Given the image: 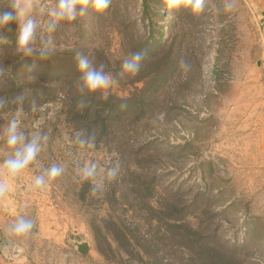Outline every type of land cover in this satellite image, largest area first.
Listing matches in <instances>:
<instances>
[{"label":"rangeland","instance_id":"rangeland-1","mask_svg":"<svg viewBox=\"0 0 264 264\" xmlns=\"http://www.w3.org/2000/svg\"><path fill=\"white\" fill-rule=\"evenodd\" d=\"M55 2L29 0L31 15L46 22L41 7ZM7 3L0 0V10ZM17 27L18 21L4 27L0 43H13L12 54L22 57L15 50ZM257 28L244 0H203L195 13L170 9L167 0H111L103 12L89 10L43 33L55 52L45 60L23 57L19 75L34 86L44 82L47 101L0 113V164L20 147L6 143L10 119H19L24 143L40 137V151L22 173H0L9 186L0 193V264H186L189 252L164 237L159 218L179 207L174 218L201 232L213 264H264V73ZM77 52L112 78L104 92L85 91L89 97L130 104L146 98L140 117L131 104L112 120L107 140L86 135L66 103L65 80H75L71 93L84 92ZM136 53L142 56L138 71L125 72L124 62ZM39 67L49 69L45 80ZM53 164L63 171L48 181ZM92 164L94 174L84 179L82 169ZM38 176L46 186H34ZM20 219L32 228L16 234ZM120 231L128 242L116 240Z\"/></svg>","mask_w":264,"mask_h":264},{"label":"clouds","instance_id":"clouds-1","mask_svg":"<svg viewBox=\"0 0 264 264\" xmlns=\"http://www.w3.org/2000/svg\"><path fill=\"white\" fill-rule=\"evenodd\" d=\"M111 0H56L51 7L42 6L41 12H46L47 21L41 23L31 15L32 5L29 0H8L6 7L0 10V29L6 27L13 21H18L16 30V52L22 57H33L45 60L51 56L56 48L51 39L45 38L43 33L54 32L60 22H74L83 17L89 10L95 13L103 12L109 7ZM167 6L170 9L183 7L191 9L192 12H199L203 7V0H167ZM37 40L39 43L37 44ZM142 59L140 53H136L130 60L123 64L125 72H135L139 69V61ZM76 71L79 74V87L82 91L94 93L104 92L112 86V78L104 73L101 68L94 67L89 59L77 52ZM22 101L23 97H17ZM5 101L0 99V107H3ZM40 137L33 136L32 140L24 143L25 136L19 131V119L13 117L10 119L7 127L6 143L9 147H16L14 155L5 159L0 164V173L6 177H15L25 170L37 157L40 147L38 144ZM83 143V141H81ZM96 165H86L82 169V176L88 179L95 172ZM63 171L62 167L53 164L46 170L47 180L51 181L58 177ZM110 176L116 175V170L109 172ZM34 186H46L45 176H38L34 179ZM8 184L0 182V193L8 191ZM32 228L30 221L20 219L14 227L16 234L26 233Z\"/></svg>","mask_w":264,"mask_h":264},{"label":"trees","instance_id":"trees-1","mask_svg":"<svg viewBox=\"0 0 264 264\" xmlns=\"http://www.w3.org/2000/svg\"><path fill=\"white\" fill-rule=\"evenodd\" d=\"M146 1L147 0H143L144 4H146ZM8 29L11 31V26ZM0 31L5 32L6 29L2 28ZM12 51H14L13 43H0V99L5 101L3 107H0V113L9 111L18 106H22L27 109V105L29 103H44L47 101L46 99L49 96L46 92L48 91V86H46V84L44 85L43 81L42 86H34L33 81L30 80L32 78L24 80L25 75H19L25 67L23 64L25 58L12 54ZM9 67H11L10 73L3 74V70L8 69ZM38 70L40 71L38 73L40 78L45 80L46 75L49 73V69L43 71L42 68L39 67ZM17 77L21 78V80L16 81ZM74 81L75 80L72 78L71 81L68 79L64 82V84L67 85L66 103L72 113L73 119H77V122L83 126L86 135H93L96 140H107V137L112 131V120L118 119L121 113L124 114L130 111L131 104L135 107L137 106V118L145 111L144 107L146 98H139L138 100L131 101L133 102L131 104L127 103L128 101L125 99L114 98L112 96L98 97L96 100L93 96L89 97L85 91L79 95L73 94L74 92L71 93V87ZM146 90L147 89L144 88L143 91H140L141 96L144 94L143 92H146ZM17 97H23V100L18 101ZM77 100L81 101L79 103L81 104V107L79 108H75L74 106V103H77ZM138 160L142 161L141 158H138ZM156 211L157 209H153L151 207V213H155ZM182 211V207L172 208V211H161L159 218L164 224V237L166 239H171V241H174L177 246L189 252V255L187 256L188 262L186 264H213L212 256L208 255L206 248H203L205 246L200 244V241L203 239L201 232L186 223L178 222V217L174 218V213L178 214V212ZM112 223L113 222L108 223V225L113 228L116 227V225ZM133 238H135L134 241L138 247L145 246V239L134 236ZM116 240L128 242L129 238L126 237L123 231H120L118 235L116 234ZM107 247L111 248L108 243ZM154 255L155 261L159 260L162 262V258L158 256L157 252H155Z\"/></svg>","mask_w":264,"mask_h":264},{"label":"crops","instance_id":"crops-1","mask_svg":"<svg viewBox=\"0 0 264 264\" xmlns=\"http://www.w3.org/2000/svg\"><path fill=\"white\" fill-rule=\"evenodd\" d=\"M246 5L248 6L250 12L254 16V19L257 22L259 34L262 40V51H261V64L260 69L264 73V0H244ZM264 103V102H262ZM264 105V104H261ZM257 122H261L262 119L259 121L256 119ZM264 123V118H263Z\"/></svg>","mask_w":264,"mask_h":264},{"label":"water","instance_id":"water-1","mask_svg":"<svg viewBox=\"0 0 264 264\" xmlns=\"http://www.w3.org/2000/svg\"><path fill=\"white\" fill-rule=\"evenodd\" d=\"M79 247L80 248H84L85 247V244H80ZM14 251H15L16 254H19L20 253V249H18V248H15ZM9 252L12 253L11 249H9Z\"/></svg>","mask_w":264,"mask_h":264}]
</instances>
